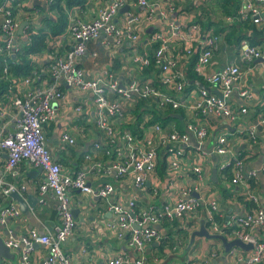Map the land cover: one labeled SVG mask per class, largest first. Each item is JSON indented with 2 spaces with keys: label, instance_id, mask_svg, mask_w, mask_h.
Wrapping results in <instances>:
<instances>
[{
  "label": "built area",
  "instance_id": "1",
  "mask_svg": "<svg viewBox=\"0 0 264 264\" xmlns=\"http://www.w3.org/2000/svg\"><path fill=\"white\" fill-rule=\"evenodd\" d=\"M15 1L17 0H0V54L7 56L19 49L16 42L18 22L12 11ZM54 1L46 0V4L52 5ZM205 2L210 4L213 0ZM125 5L128 6L125 13L126 23L118 24L115 19L119 9ZM174 10L175 7L170 5L167 11L161 13L163 20H166L163 31L150 32L149 42L157 45L151 54L139 53L132 57L139 70L153 63L157 69L154 78L140 79L133 73L127 81H121L108 67H102L96 76H90L81 65L87 54L96 56L95 51L88 52L87 46L100 37L104 46L115 52L125 44L135 42L138 35L132 23L140 19V13H144L147 21L153 22L154 4L149 0H108L90 18L71 17L68 25L69 47L60 50L58 46H53L42 66V76L33 72V75L26 77H9L10 87L17 90L10 100V107L15 109L16 114L12 132L2 133L0 128V155H6L0 168V230L5 234V238L1 236L5 245L10 249H19L20 256L16 263L6 261L4 264H29V254L35 243L45 246L47 250L41 264H72L62 248V244L76 226L71 206L72 191L78 190L108 201L114 192L113 185L104 182L94 188L90 180L109 176L119 179L129 175L133 186L143 189L155 172L161 150L176 155L167 165L168 172L172 174L180 166L182 145L187 146L192 138L197 148H201V143L209 131L204 123L196 121L198 115L234 120L248 113V103L254 93L242 80L238 64L231 62L218 70L203 71V67L211 64L220 46L221 34L208 30L202 32L197 21L181 23L173 18L166 19V13ZM223 19L228 24L249 22L255 26L262 43L254 44L247 36L238 42L237 53L244 62L251 63L260 59L264 65V0H237L234 13L225 15ZM192 56H196L193 71L204 82V86L198 88L193 99L185 90L188 82L187 70L184 64L180 65L181 60ZM3 75L5 78L9 76L7 65L3 67ZM207 86L218 90L221 97ZM64 87L72 89L76 94L84 93L91 101L95 125L100 134V141L94 146L100 147L102 144L108 161L96 160L92 154L86 153L84 169L63 172L61 164L52 159L46 145L44 127L54 121L53 102L66 99ZM234 89L241 99L237 108L228 101ZM84 96H79L78 104L73 108L78 117L83 114ZM135 99L147 100L159 110L182 109L187 119L185 129L179 130L174 125L163 127L159 123L151 126L152 134L147 133L143 124L140 129L142 128L144 133L140 135L129 129H119L117 122L124 118L125 104ZM259 124L264 127V115L259 118ZM245 131L251 141L256 143L255 127H249ZM59 142L62 147H73L77 140L67 128H63L59 133ZM225 142L224 135L218 136L214 153L225 154ZM22 161L42 169L43 180L37 185L38 193L56 203L58 223L47 233L31 228L16 237L11 231L4 232V228L7 221L20 216L21 211L16 204L2 203V200L13 192L22 195L25 191V185L18 186L6 178V174L13 173ZM228 165V162H224L220 169L224 170ZM240 166L241 161L235 158L232 183L241 179ZM191 170L197 179H201L202 168L199 164H193ZM251 198L256 202L254 195ZM202 208L205 209L208 230L211 233L225 234L215 219L220 215L218 203L215 200L203 201L194 195L191 188L183 189L176 201L156 207L139 206L134 199L126 203L110 202L112 218L106 220L104 226L116 239L126 240L136 251L138 257L133 260L135 264H144L146 247L164 239L157 229L158 225L181 219L186 213ZM230 222L233 226L232 237L253 245L249 255L239 256L237 261L245 264H263L264 240L255 237L250 233V229L259 227L264 230V208L256 204L255 209L233 216ZM96 226L99 227L98 224ZM129 260V257L114 256L106 259L103 264H127Z\"/></svg>",
  "mask_w": 264,
  "mask_h": 264
},
{
  "label": "crops",
  "instance_id": "2",
  "mask_svg": "<svg viewBox=\"0 0 264 264\" xmlns=\"http://www.w3.org/2000/svg\"><path fill=\"white\" fill-rule=\"evenodd\" d=\"M106 1L108 0H84L83 6L82 4L68 6L65 0H61L59 4L52 6L47 5L46 0H17L12 4L14 17L18 22L16 42L20 44L21 41L26 40L28 30L37 31L45 27L47 21L50 24L52 21H56L59 17L58 8L62 7L69 25L71 17L90 18L95 15ZM149 2L154 4L153 22L147 21L144 13H140V19L132 23L138 35L135 42L125 44L115 52L104 46L102 37H100L95 41V46L100 54H98V50H91L94 47L93 43L88 44L87 49L97 53L95 57L87 54L81 62L90 76H96L102 67H108L121 81H127L133 73L137 74L140 79L154 78L157 73L154 66L150 65L139 70L136 63L132 61V57L139 53L151 54L153 45L148 40L149 34L155 30L163 31L166 20H163L161 13L167 11V7L170 5H173L175 10L167 12L166 19L173 18L181 23L197 21L199 25L202 22L200 25L202 32L213 31L217 21H221L225 26L228 25L222 17L212 12L209 8L210 4L205 0H149ZM123 7L119 9L115 19L118 24L126 23L125 13L127 10ZM131 9L134 10L133 7ZM138 10L140 11V8ZM210 21L211 23H209ZM20 26H23L21 33H19ZM207 26L210 29H207ZM235 27V25H228L227 29L222 31L220 46L214 54L211 64L203 67V71L218 70L231 62L238 64L242 80L252 88L254 93L252 100L248 103V113L236 117L234 120L198 115L196 121L204 123L209 131L206 139L201 143V148H197L192 138L187 146L182 145L183 153L179 160L180 166L172 174L168 172L167 165L176 155L161 150L158 154L155 172L143 189H136L129 175L119 179L109 176L90 180L94 188L104 182L113 185L114 192L109 196L108 201L81 193L78 190L72 191L71 206L73 209H77L76 226L73 233L62 244V248L72 264H103L106 259L114 256L129 257L130 260L127 264H135L133 260L138 257L136 251L127 244L126 240L116 239L114 234L104 226L106 220L112 218L109 209L110 202L126 203L128 200L134 199L139 206L152 205L156 207L166 202L176 201L183 189L191 188L194 195L196 194L203 201L215 200L218 203L221 228L224 229L223 227L227 226L230 229L229 232H225L226 235L224 234L228 239L233 238L231 234L233 226L230 222L233 216L255 209L256 204L264 208V127L259 124V118L264 115V65L260 59L251 63L244 62L239 58L236 48L238 45L236 39L241 40L242 38H238L240 36L247 35L254 44H261L262 39L256 31L257 29L253 31L250 27ZM45 29L48 30V27ZM227 36H230L229 40H227ZM69 38L67 26L60 34H50L46 37L45 47L39 53L30 56V59L39 67L41 76L43 75L44 61L53 46H58L60 50H66L69 47ZM192 58L181 60L180 65L184 64L188 70ZM96 59V63H90ZM202 86H204L202 80H190L185 87L186 94L193 99L196 97L198 88ZM207 88L211 91L215 90L214 87L207 86ZM64 91L66 99L53 102L54 121L44 127L46 145L52 159L61 164L63 172L84 169L86 153L92 154L96 160L108 161L102 144L100 147L94 146L96 142L100 141V134L95 125L91 101L84 96V93L76 94L72 89L66 87H64ZM16 92L17 90L9 85L6 92L0 96L2 133H9L10 128L14 126L16 111L10 107V100ZM79 96L84 97H82L83 114L78 117L73 108L78 104ZM228 101L232 103L233 107L237 108L240 105L241 99L236 89L233 90ZM134 103L135 100H131L125 104L124 118L117 122V127L119 129L130 127V124L135 122L136 128L130 131L139 135L143 134L142 128L140 129L143 124L147 133L152 134L151 126L158 122L148 123L151 116L148 112H142L143 120L137 121L135 112H133ZM179 119L183 120L182 117ZM186 120L185 117L181 122L182 130L186 127ZM161 125L163 127L174 125L177 128L175 121H168ZM252 126L256 130V143L251 141L245 131ZM63 128H67L76 137L75 146L62 147L59 142V133ZM220 135L226 137L225 146L227 149L226 153L221 155L213 151L217 137ZM110 148L107 147V149ZM5 157V154L0 155V168L4 164ZM235 158L241 161L239 167L241 179L237 183H232L231 179L235 173ZM224 162H228L229 165L223 170L220 169V165ZM193 164L201 166V179H197L195 173L192 172ZM213 168H216L215 175H212ZM6 178L18 186L25 185L26 189L22 196L26 198L28 195H32L37 197V202L27 214L21 212L20 216L10 218L5 225L4 232L11 231L13 235L20 237L31 228L43 233L51 231L58 223V217L56 203L38 193L37 185L43 180V172L38 170V167L22 161L13 173L6 174ZM252 195L255 196L256 202L252 200ZM10 202L17 205V202L10 196L2 200V203ZM202 219L205 220L204 208L186 213L181 219L166 221L158 225L157 229L163 234L164 239L162 242L152 243L146 247L144 264H201L203 262L245 264L242 261L238 262L237 258L239 256L247 257L250 251L233 248L230 252H225L220 241L197 236L189 244L192 231L199 228ZM46 222L47 224H45ZM250 233L258 239L264 240L263 229L255 227L250 229ZM0 236L5 238V234L1 230ZM10 252L14 254V259L2 258L0 264H4L6 261L12 263L18 261L20 250L10 249ZM46 252L45 246L35 244L29 254V264H41Z\"/></svg>",
  "mask_w": 264,
  "mask_h": 264
},
{
  "label": "trees",
  "instance_id": "3",
  "mask_svg": "<svg viewBox=\"0 0 264 264\" xmlns=\"http://www.w3.org/2000/svg\"><path fill=\"white\" fill-rule=\"evenodd\" d=\"M60 1L61 0H55L54 3L52 4V6L54 4H59ZM65 2L68 6L78 5V4H82V6H83V4H84V0H65ZM236 7H237V0H213V2L210 3V5H209V8L211 10L213 8L215 10H217L215 14L222 17V19L225 15H230V14L234 13ZM58 10H59L58 19L56 21H52V24H50L49 21L46 22L47 24L45 25V27H48V30H50L49 32H48V30L45 29V27H43L37 31H34L32 29L28 30V32L26 33V35H27L26 40L21 41L19 44V49L14 52L15 58H12V54L9 56L4 55V54H0V96L4 92H6L7 87L10 85L9 77H17V78L26 77L29 75H33V72L41 74V72L39 71V67L36 65L35 62H33L30 59V56L39 53L45 47L46 37H48L50 34L51 35L60 34L64 30L65 27L67 28L68 21H67V17L65 15V13H63L62 7L58 8ZM12 11L14 14V10H12ZM220 20H221V18H220ZM201 23H200V25H201ZM209 23H211V21ZM228 25H235L236 26L235 28H237V26L238 27H250L251 29H253V31H255L254 29H256L255 26H253L249 22L238 23V24H228ZM228 25L225 26V24L221 23V21H217V22H215V29L213 30V32L218 33V34H222L223 33L222 31L226 30ZM207 29H210V27L207 26ZM245 37H247V35H243V36H240L238 38L243 39ZM231 38H233V37H231ZM229 39H230V36H227V40H229ZM239 41H240L239 39H236V42H239ZM252 42H253V40H252ZM91 43H93V42H90L89 44H91ZM93 44H94L93 45L94 47L91 50L97 51L98 49L95 46V42ZM156 46L157 45H153V48H155ZM87 50L89 52H92L89 49H87ZM98 54H100L99 50H98ZM192 57L193 58L191 59L190 65L187 68L188 69L187 73H186L187 80H188V82L190 80H193V79L201 81L202 78L199 77L196 74V72L193 71V65H194L196 56H192ZM87 60H88V58L86 59V61ZM94 62L96 63L97 59L93 60L92 62L90 61L91 64ZM5 65H7L8 72H9V76L6 78L3 75V67ZM151 66H153V63L151 64ZM202 82H203V80H202ZM133 112H135V117H136L137 121L143 120V117L141 116L142 112H148L149 114H151L150 118L147 121L148 123L158 122L160 124H165L168 121H175L177 123V128L179 130H182L181 122L185 118L184 111L182 109H171V108H167L166 110L155 109L154 105L152 103H150L147 100H143V99H135ZM174 114L180 115L183 120H180L179 118L173 117ZM136 126L137 125L134 122L133 124H130V127H124L122 129L128 128L129 130H134L136 128ZM215 219L221 225L220 218L218 216H216ZM205 225L208 227V223H205ZM223 228L224 229H222V230L225 232L230 231V229H228L227 226H225ZM216 241H219V240H216Z\"/></svg>",
  "mask_w": 264,
  "mask_h": 264
},
{
  "label": "water",
  "instance_id": "4",
  "mask_svg": "<svg viewBox=\"0 0 264 264\" xmlns=\"http://www.w3.org/2000/svg\"><path fill=\"white\" fill-rule=\"evenodd\" d=\"M123 9H128V6L125 5ZM23 26H20L19 33L22 32ZM12 58H15V54H12ZM215 94H217L219 97H221V93L218 90H213ZM173 117L175 118H181L180 115L174 114ZM13 128H10L9 132H12ZM38 170L42 171V169L39 167ZM216 174V168H213L212 175ZM195 196H197L195 194ZM10 197L17 202V205L22 213L27 214L31 207H33L37 202V197H33L32 195H28L26 198H24L22 195H20L17 192H13L10 194ZM41 199V197H38ZM73 216L76 218L77 215V209H73ZM47 224V222L45 223ZM1 229V227H0ZM204 237L206 239H215L219 240L224 248L225 252H230L233 248H240L244 251H250L253 248L252 243L244 242L239 238H233L228 239L224 234L221 233H211L208 228L205 226V220L200 221V226L198 229H195L191 233L190 242L191 244L195 237ZM37 244V243H35ZM34 244V245H35ZM38 245V244H37ZM2 258L13 260L14 254L10 252V248L5 245L3 238L0 236V262Z\"/></svg>",
  "mask_w": 264,
  "mask_h": 264
},
{
  "label": "rangeland",
  "instance_id": "5",
  "mask_svg": "<svg viewBox=\"0 0 264 264\" xmlns=\"http://www.w3.org/2000/svg\"><path fill=\"white\" fill-rule=\"evenodd\" d=\"M216 11H217V10H215L214 8L212 9V12H213V13H216Z\"/></svg>",
  "mask_w": 264,
  "mask_h": 264
}]
</instances>
